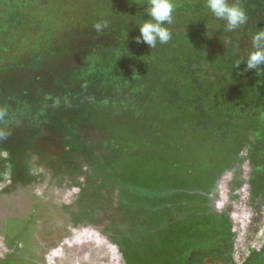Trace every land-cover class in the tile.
Returning a JSON list of instances; mask_svg holds the SVG:
<instances>
[{
	"label": "flooded vegetation",
	"instance_id": "1",
	"mask_svg": "<svg viewBox=\"0 0 264 264\" xmlns=\"http://www.w3.org/2000/svg\"><path fill=\"white\" fill-rule=\"evenodd\" d=\"M67 84L34 77L0 102V264H46L65 243L89 250L97 230L109 231L89 157L94 133L110 145L118 129L88 125L107 118L104 108L121 124L119 95L113 104L78 78ZM210 95L172 134L171 110L150 105L140 149L151 155L157 218L132 220L140 245L117 235V264H264V116L247 107L241 121L216 122L221 106ZM96 258L83 264H104Z\"/></svg>",
	"mask_w": 264,
	"mask_h": 264
},
{
	"label": "rangeland",
	"instance_id": "2",
	"mask_svg": "<svg viewBox=\"0 0 264 264\" xmlns=\"http://www.w3.org/2000/svg\"><path fill=\"white\" fill-rule=\"evenodd\" d=\"M34 1L39 2V0H0V71H3L0 74V77H2L0 78V83L8 84L12 71H17L19 69L33 71V69L38 67L39 49L33 45V42L31 43L33 46L29 47V43L26 41L25 32L28 29L34 31L39 30V14L37 15L38 22L32 21L33 16L29 15L31 13L29 11L31 9L30 7L33 5ZM171 2L175 8L181 1L171 0ZM260 2L261 6L264 8V0H260ZM227 3L232 4V0H227ZM134 5L135 7L137 6L132 0H84V4L77 9V6H75L73 1L70 0L64 7L59 8L56 12V20L59 22V27H61V31L59 32L65 37H68L70 32L64 25L66 24V21L72 20L75 16L84 17L88 15V21H92L93 13H97L96 15H98L101 20L109 19L107 14H113L115 17L114 21L118 19V23H115L113 30L110 29L108 35L105 33L103 34L105 40V45H103L108 48H111V45L114 48H119L118 54H116L117 52L114 51V49H108V51L103 48L105 51H108L105 52L102 50L106 54L104 57L108 56L107 59H102V63L96 71H91L92 73L85 78L86 83L83 87L93 93L101 90L99 94L105 93V89L117 88L118 90L115 89L114 94H110L109 96H111V102L114 104L116 95H119L117 99L119 100L121 107V113L119 115L121 124L116 123L115 120L118 118L114 110L107 111V109L104 108V113H107V118L102 119L100 122L94 123L93 125H88V127L94 129L99 127L100 130L111 129L115 131L118 129V133H115L112 136V139H110L111 146L108 144L106 145V139H103V136L100 135L99 132L94 133L95 135H93V139L97 145L93 147L91 150V156L89 157V162L94 168V175L100 181L99 191L107 196L108 212L106 217L109 226L107 228L109 229L108 233L107 230L105 231L106 233L97 230L94 233L95 235L93 234L92 236L93 241L91 243V249L89 248V250L86 249L81 252L79 249L77 250L79 247H70L65 243V246L57 249L55 254L48 255L46 264H83L89 259L96 260V256L104 260V264H117V257H121L120 246L123 238H119L117 235L122 234L125 240H129L130 242L133 241L134 244L137 243L140 245L142 242V234L141 231H131L132 220L143 219L147 223H150L154 217L157 218V216L153 215L154 211L151 210L153 205L151 194L152 185L149 178L151 161L147 148H144L145 152L142 151V149L139 150L140 146L144 147L143 143L145 142L141 139L142 134L146 136L149 135L147 129L148 124H145L144 127L140 126L138 123L139 117L142 116L146 119L149 117L150 111L149 108L147 109L148 112L145 111V108L140 107V104L148 105L151 100H149L148 96L150 93L145 90L144 87H139L138 85L146 78L148 79L146 72L144 71L145 69L148 70L153 68V77H150V80L152 79L153 82V79L155 78L154 68L160 69L162 60L172 61L177 55L182 54L183 48L186 52L189 50L188 48L183 47V45L179 47L180 43L178 42V37L184 33L183 30H187L189 22L192 20L184 21V18H181L182 16L176 15V13L173 12L172 22L170 24L165 23L164 25L170 31L171 39L166 43H160L157 41L155 47H151L142 39H137L141 36L139 28L144 22L149 20L150 17L147 16L143 22H137V14H135L134 17L132 11L136 9ZM91 6L94 9L91 10ZM53 7L55 9L58 8V6L56 7V4H53L52 8ZM96 7L97 9H95ZM138 7L149 8V6L142 4H138ZM113 8H116L115 12L111 13ZM204 14L205 17H203V21L208 18L211 20V24H208V21L203 22L202 20H199L196 23V28L198 31V37L203 42H206V53L209 51V54L207 53L206 55L214 56V58H216L215 56L217 55L219 59L222 57V60L228 65L232 63V59H235L232 57V53L236 52L235 55H241L242 53L250 55L256 50L253 44L254 36H252L250 32V29L252 28L247 25V23H245V25L242 24L233 30H228L225 21H223V26L219 27V24H217L218 21L215 20L216 17L212 11H206ZM83 26L87 27L88 25L85 24ZM186 38L187 37H185V39L181 38V40L184 41L186 46H189V42ZM11 47L13 48V51L15 49V51L22 53V55H26L25 53H27V49L29 48V59L20 62L16 60V58H13L12 55H8L9 50L7 49ZM227 52L231 56H226ZM124 61L131 65L129 70L126 67V64H124ZM172 62L168 63L169 70L171 69V72L177 75L176 77H182L178 76L177 73L182 72L181 68L176 67ZM81 64L82 61L78 62L76 68H79ZM82 67L84 66L82 65ZM74 68L75 64L70 70L68 68H65L64 70L60 68L59 70L65 74L69 72L76 74L77 71H72ZM119 70L121 71V75H127V72L130 74L129 76L121 77L118 75ZM207 70H209V67L204 65V68L201 70L203 78H216L218 83L223 79H228V81L231 82L230 80L234 78L204 77ZM164 73L166 74L165 71ZM183 74L186 73L183 71ZM183 77L187 76L183 75ZM66 78L69 82L67 87H69L70 81L74 78ZM123 78H126V80L123 81ZM243 78L249 79V77ZM250 79L252 78L250 77ZM134 81L139 84L134 86L132 83ZM247 84L245 85L249 88H252L254 85L252 81H249ZM155 85L156 84L153 83V86ZM5 86L6 85H2V87ZM161 86H163L162 83L160 84V87ZM102 89H104V91H102ZM11 91L12 90H8L6 93L2 92L0 95H14L15 91ZM163 92L167 95L165 90H163ZM124 95L129 96V98H127L128 100H124L126 98ZM168 100H170L169 97ZM0 102L3 104L1 97ZM137 106H139V109H137ZM137 112L138 116H136ZM91 134H93L92 129L88 131L87 136ZM99 142L101 147H105V145L109 147H105V149L102 150L98 145ZM119 150L120 152L118 153ZM117 208L120 209L118 210ZM100 235H102V242H98L100 240Z\"/></svg>",
	"mask_w": 264,
	"mask_h": 264
},
{
	"label": "trees",
	"instance_id": "3",
	"mask_svg": "<svg viewBox=\"0 0 264 264\" xmlns=\"http://www.w3.org/2000/svg\"><path fill=\"white\" fill-rule=\"evenodd\" d=\"M69 1L70 0H39V2H33V5L29 10L31 12L29 15L33 16L32 21L38 22L37 15L39 14V30L34 31L28 29L25 32L26 41L29 43V47L34 45L39 49L38 67L35 68L36 70L33 69V71H27V69L12 71V75L10 74L11 77H9L10 80L8 84L0 83V93H6L8 90H12L11 92L16 91L17 82H21L25 85L28 84L32 78L38 76L73 77L75 80L78 78L82 84H85V78L92 73L91 71H96L98 67H100L102 59H107L108 56H104L106 55L105 52L109 51L108 49H114V51L117 52L116 54H118L119 48H114L112 45L110 46L111 48L104 46L105 40L103 38V34L105 33L108 35L110 29L113 30L115 23H118V19L114 21L115 17L113 14H107L109 19L107 18L101 20V18L96 15L97 13H93L92 21H88V15L84 17L75 16L72 20L66 21V24L64 25L69 29V36L65 37L64 35L62 36V34H60L59 31H61V27H59V22L56 20V12L59 8L64 7ZM71 1H73L75 6H77V9L84 4V0ZM132 1L137 5L136 7L134 5L137 11L135 8H133L135 10H132L134 17L135 14H137V22H143L148 16V8H140L138 7V4L150 6V0ZM180 1L181 2H179L178 6L174 8L173 12L176 13V15L182 16L181 18H184V21H192L189 22L187 30H183L184 33L178 37V42L181 44H179V47L183 45V47H186L189 50L186 49V52L183 48L182 54L177 55L175 59L173 58V62L171 60H162L163 62L161 61L160 69L154 68L155 78L153 79V82L152 79L150 80V77H153V68L144 70L146 72V76L148 77V79L146 78L143 80L145 82L142 81L140 84L136 83V81L132 82L134 86L139 84V87H144V89L150 93L148 95L149 100H151L150 103H148V105L140 104V107H144L145 111H147L150 105H155L157 108L166 107L170 109V114L172 116V124L170 128L171 134L177 130L179 124H181L183 121H190L192 120V117L200 116V112H198L196 107L200 105L207 94H211L210 96L213 97L214 100H217L218 105L221 106V110H219L218 113L212 114L216 119V122L241 121L243 120L245 114L243 110L247 107L252 109V117L259 116L261 118L264 116V65H260L256 69H249L247 66V59L249 55H246L245 53H242L241 55H235L236 52L232 53V57L235 59H232V63L228 65L225 64L224 60H222V57L219 59L217 55L215 56L216 58H214V56L206 55L209 51L206 53V42H203L198 37L196 23L199 20L203 21V17H205L204 13L206 11H211L206 6L207 0ZM53 4H56V7L58 6V8H52ZM232 4H238L245 11L247 15L246 23L252 28L250 29L252 36H254L258 31L264 30V8L261 6L260 0H232ZM92 9L94 8L91 6V10ZM95 9H97V7ZM115 9L116 8H113L111 13H114ZM215 20L218 21L217 24H219V27L223 26V21H225L227 25L226 20H219L217 17ZM207 21L208 24H211V20L208 18H206V20L203 22ZM97 23L106 24V27H103L101 31H97L95 28ZM85 24L88 26L84 27L83 25ZM185 37H187L186 39L189 42V46H186L184 41L181 40V38L185 39ZM32 42L34 43L33 45L31 44ZM11 48L7 49L9 50L8 55H12V57L16 58V60L23 62L29 59V48L27 49V53H25L26 55H22V53L15 51V49L13 51V48L11 51ZM103 48L108 51H105ZM228 55L229 54L227 52L226 56ZM80 61H82V64L80 65L81 68H76V65H78V62ZM171 62L174 63L176 67L181 68L182 72L177 73L178 76L182 77H176L177 75L171 72V69L169 70L168 63ZM74 64L75 68L72 71H77L76 74H72V72L65 74L59 70L60 68L63 70L68 68L70 70L74 67ZM124 64H126V67L129 70L131 65L126 63V61H124ZM82 65L84 67H82ZM204 65L209 67V70L206 71V75H204V77L234 78L230 80L231 82H229L228 79H223L220 80L219 83L216 78H203L201 70L204 68ZM58 70L59 72L57 73ZM183 71L186 74H183ZM1 72L3 71H0V74ZM118 72V75L121 77H126L130 74L127 71V75H121L120 70ZM183 75L187 77H183ZM243 77H249V79ZM250 77L252 79H250ZM122 80L125 81L126 78H123ZM249 81H252L254 84L252 88L247 86ZM153 83L156 85L153 86ZM161 83L163 86L160 87ZM2 85L6 86L2 87ZM115 89L118 90L115 87L112 89H105V95L109 96L110 94H114ZM162 89L167 92V95L164 94ZM103 90L104 89H102V91ZM100 91L96 92L98 97L100 95ZM11 96L12 94L10 96L0 95L3 104L10 100ZM125 97L126 98L124 100H128L127 98H129V96L126 95ZM168 97L170 100H168ZM137 108H139V106H137ZM147 118L144 119L142 116L139 117L138 123L140 126L144 127L145 124L150 122L149 117ZM147 150L151 160L149 149L147 148Z\"/></svg>",
	"mask_w": 264,
	"mask_h": 264
},
{
	"label": "clouds",
	"instance_id": "4",
	"mask_svg": "<svg viewBox=\"0 0 264 264\" xmlns=\"http://www.w3.org/2000/svg\"><path fill=\"white\" fill-rule=\"evenodd\" d=\"M207 8L210 9L215 17L227 21L228 30H233L247 22L245 11L238 4H229L227 0H207ZM174 5L171 0H150V6L147 9L149 20L144 22L139 28L142 39L151 47H155L157 41L166 43L171 39V33L164 25L172 22V13ZM106 24L97 23L95 28L101 31ZM253 44L257 49L251 53L247 59L249 69H256L264 65V30L257 32L253 37Z\"/></svg>",
	"mask_w": 264,
	"mask_h": 264
}]
</instances>
